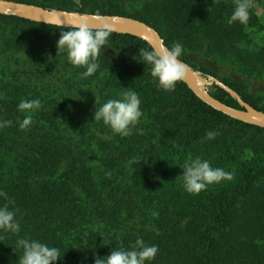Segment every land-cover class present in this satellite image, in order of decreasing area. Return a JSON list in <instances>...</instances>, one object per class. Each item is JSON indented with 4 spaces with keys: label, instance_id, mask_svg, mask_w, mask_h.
<instances>
[{
    "label": "trees",
    "instance_id": "16d2710c",
    "mask_svg": "<svg viewBox=\"0 0 264 264\" xmlns=\"http://www.w3.org/2000/svg\"><path fill=\"white\" fill-rule=\"evenodd\" d=\"M79 12L130 16L157 30L167 48L183 47L179 59L201 77L212 75L252 107L239 75H264V48L240 46L246 24L228 20L235 0H16ZM73 27L0 14V207L8 204L17 234L0 230V264H18L29 239L56 247L55 264H95L111 251L131 250L137 239L157 246L145 264H264V128L232 119L198 99L183 83L172 92L158 87L151 66L139 56L151 50L141 38L111 32L99 68L69 63L56 47ZM58 52V53H57ZM132 90L143 115L128 137L94 121L96 109ZM215 98L236 100L212 83ZM41 101L27 130L21 100ZM140 130L143 134H140ZM208 131L215 139H205ZM200 158L233 179L188 193L186 162Z\"/></svg>",
    "mask_w": 264,
    "mask_h": 264
},
{
    "label": "clouds",
    "instance_id": "9594fccd",
    "mask_svg": "<svg viewBox=\"0 0 264 264\" xmlns=\"http://www.w3.org/2000/svg\"><path fill=\"white\" fill-rule=\"evenodd\" d=\"M250 7V0H235V8L228 23L231 25L238 21L246 24L250 19ZM110 35V30L106 28L93 30L85 22V18L81 17V23L78 26L69 31H61L56 47L58 52L66 51L68 61L74 67H86L82 76L89 77L99 68L96 61L102 54V49L107 44ZM182 53V45L176 42L171 48L160 46L153 50L140 49L139 56L151 66V76L158 81V87L172 92L190 71L188 65L179 59ZM140 103L137 93L126 89L120 99H109L99 109H96L94 121H103L113 133L128 137L143 115ZM41 107L39 99L21 100L18 111L27 114L20 123L21 130L29 128L33 120L32 113ZM11 124L12 122L8 120L0 122V128L10 127ZM140 134H143L142 130ZM217 135V132L208 131L205 139L212 140ZM177 179H182L183 186L188 193L199 194L210 185L223 180H232L233 174L221 168H213L208 161L196 158L185 163L183 175ZM0 195L7 198L5 193H0ZM15 215L16 213L9 209L8 204L0 207V230L13 234L19 233L20 224L16 221ZM14 249L16 252L18 249L23 250L18 264H55L60 259L58 248L49 247L34 240L19 239L17 248ZM157 253V246L145 245L142 239H137L131 245V250L113 249L107 257L95 258V264H145L146 261L153 260Z\"/></svg>",
    "mask_w": 264,
    "mask_h": 264
},
{
    "label": "water",
    "instance_id": "95a60500",
    "mask_svg": "<svg viewBox=\"0 0 264 264\" xmlns=\"http://www.w3.org/2000/svg\"><path fill=\"white\" fill-rule=\"evenodd\" d=\"M0 14L13 15L31 21L73 28L78 26L81 23V17H84L85 22L93 30L106 28L112 32L129 34L141 38L148 43L151 50L160 46L167 47L155 28L130 16L45 8L40 5L16 0H0ZM181 61L188 65L190 70L182 82L198 99L232 119L264 128V111L252 107L233 88L216 77L209 76L211 83L233 97L242 108L233 107L215 98L203 87L201 76L195 73L189 64L183 60Z\"/></svg>",
    "mask_w": 264,
    "mask_h": 264
},
{
    "label": "rangeland",
    "instance_id": "374dc122",
    "mask_svg": "<svg viewBox=\"0 0 264 264\" xmlns=\"http://www.w3.org/2000/svg\"><path fill=\"white\" fill-rule=\"evenodd\" d=\"M250 10L256 16L255 24L246 28L247 37L240 42V46L248 51L258 50L264 48V0H250ZM212 68H219L220 72H226V76L234 80H240L247 83V93L260 101V105L264 106V75L260 78L247 79L246 76L238 73L229 64L222 63L219 66L214 65ZM199 74L198 72H195ZM209 76L201 77V83L207 90L212 86ZM214 77V76H213Z\"/></svg>",
    "mask_w": 264,
    "mask_h": 264
}]
</instances>
